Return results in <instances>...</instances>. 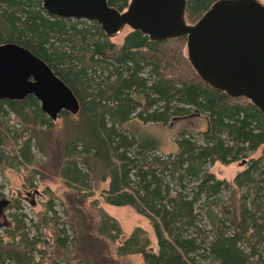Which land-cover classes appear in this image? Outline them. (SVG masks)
Wrapping results in <instances>:
<instances>
[{"label":"trees","instance_id":"1","mask_svg":"<svg viewBox=\"0 0 264 264\" xmlns=\"http://www.w3.org/2000/svg\"><path fill=\"white\" fill-rule=\"evenodd\" d=\"M108 1L120 11L130 2ZM187 1L186 19L195 23L217 0ZM5 43L43 59L79 110L54 120L33 94L0 99V166L43 176L36 147L61 183V194L43 189L49 199L37 213L39 235L30 237L14 215L0 236V264H127L129 256L141 264H264V113L205 82L186 37L156 41L130 28L118 43L95 21L48 14L42 0H0ZM190 118L199 121L178 132L170 152L131 128ZM203 120L206 128H197ZM237 161L244 167L232 181L209 169ZM34 176L24 177L27 186ZM102 202L145 216L156 248L141 226L123 238Z\"/></svg>","mask_w":264,"mask_h":264},{"label":"water","instance_id":"2","mask_svg":"<svg viewBox=\"0 0 264 264\" xmlns=\"http://www.w3.org/2000/svg\"><path fill=\"white\" fill-rule=\"evenodd\" d=\"M187 3L130 0L120 11L108 0H42L48 14L95 21L110 37L125 27L156 41L186 37L189 59L205 82L251 100L264 113V3L217 0L195 23L186 19ZM28 94L37 97L42 111L54 120L63 110H79L72 89L43 59L16 43L0 45V99ZM9 202L0 199V214Z\"/></svg>","mask_w":264,"mask_h":264},{"label":"rangeland","instance_id":"3","mask_svg":"<svg viewBox=\"0 0 264 264\" xmlns=\"http://www.w3.org/2000/svg\"><path fill=\"white\" fill-rule=\"evenodd\" d=\"M264 3V0H259ZM130 31V27H125L118 35L114 37V41L121 43L124 36ZM199 121L197 118L187 119L185 121H179L175 124L161 126L155 124H143L135 121L131 124V128L139 133L159 139L161 144V151L170 152L175 150L174 139L181 129H186L194 126V122ZM206 121L200 122V127L197 128L205 129ZM54 136V135H53ZM46 137V136H45ZM43 141V140H42ZM34 152L40 160V168L43 171V176L37 174L34 176L32 169L27 171H16L11 168L0 166V199L7 198L10 200V204L5 207L4 213L0 214V236L4 234L6 229L10 228L11 220L14 215H17L25 225V230L28 232L30 237L39 235L41 228L38 224L37 213L46 209L49 195L43 191L46 186L51 187L56 191L57 194H61V183L59 181L57 170L53 167V162L48 156L42 155L40 150L34 147ZM263 153V148H260L254 153V156L258 157ZM244 167L241 161L231 163L229 165L216 162L211 165L209 169L216 174L219 178H225L232 181L236 173ZM33 177V184L36 186L29 187L25 183L24 177ZM42 177H45L44 180ZM36 189L39 191L36 193ZM227 197V193H225ZM54 208L58 215L65 217L63 206L60 204L59 199L53 200ZM19 204V206H17ZM102 206L115 217L123 231V238L127 237L132 230L141 226L146 231L149 237L152 239L153 247L156 248V239L154 236L153 228L148 219L139 214L131 206H114L102 202ZM20 207V208H19ZM35 260L39 261L40 254L36 252L34 254ZM127 264H141L142 260L139 256H129L126 261ZM8 263V260H7Z\"/></svg>","mask_w":264,"mask_h":264}]
</instances>
